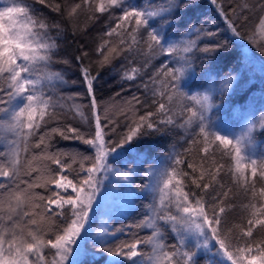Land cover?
<instances>
[{
    "label": "snow or ice",
    "instance_id": "obj_1",
    "mask_svg": "<svg viewBox=\"0 0 264 264\" xmlns=\"http://www.w3.org/2000/svg\"><path fill=\"white\" fill-rule=\"evenodd\" d=\"M211 2L216 4L217 0ZM54 7L61 11L59 4ZM82 7L93 15L122 12L106 33L120 38V48L105 41L97 49L104 62L109 61L110 54L128 53L136 59L146 47L148 59L141 67L125 70L122 79H142V69L154 57H163L167 62L141 84L146 99L132 98L133 104L144 108V114L140 115L139 109L121 113L127 120L122 133L117 134L116 121L107 117L102 120L93 91L95 78H88L86 68L82 75L90 95L89 132L86 135L70 125L63 129L50 127L51 122H58L57 112L63 107L54 99L56 88L65 81L61 73L50 70L57 45L49 35V25L30 15L29 0L19 4L12 0L11 6L0 9V264H73L70 257L83 251L81 241L89 235L92 214L103 198L102 190L107 191L105 181L111 183V178L116 177L121 191L130 196L141 191L134 177L140 174L138 168L146 163L147 156L136 152L135 144L146 136L177 126L188 129L193 124L198 128L199 140L193 139L183 153H170L164 164L143 169L148 183L142 191L151 193L154 199L151 214L135 227L151 229V235L107 247L125 228H105L95 243L105 245L101 250L115 258L109 264H200L203 258H207L205 264H224L218 257H226L230 264H264V187L256 190L257 178L264 181V158L258 161L242 155V145L251 142L255 124H249L235 139L215 131L208 113L215 107L210 93L216 89L191 96L184 91L185 77L194 73L190 54L197 43L183 39L181 34L171 39L166 32L165 25L171 27L168 17L174 10H190L195 4L190 0H167L161 6L148 2L137 7L127 0H99L98 5L82 0L69 15L74 16ZM217 9L236 37L241 36L238 28L248 20L245 11L258 10L259 28L264 33V0H246L232 7L235 20L229 17L223 3L217 4ZM191 34L214 35L195 26ZM197 50L210 54L217 48ZM228 87L226 83L224 89ZM183 100H190L191 106L182 104ZM73 109L83 118L78 105ZM178 120L182 122L178 124ZM112 135L117 138L113 140ZM55 136L80 141L91 155L53 151L51 141ZM198 144H202L200 159L186 163L192 146ZM217 151L233 160V178L244 192L260 198L258 208L255 204L246 206L252 209L251 218L238 235L235 233L239 226H228L227 216L234 206L228 202L231 189L223 190L219 181L224 166L216 161ZM129 153L134 159L126 163L125 170L109 163L110 157L126 159ZM185 164L189 171L183 169ZM37 188L49 194L43 195ZM165 228L174 233L176 244L165 243ZM143 246H150V251H144ZM46 249L51 250V255L45 254Z\"/></svg>",
    "mask_w": 264,
    "mask_h": 264
},
{
    "label": "rangeland",
    "instance_id": "obj_2",
    "mask_svg": "<svg viewBox=\"0 0 264 264\" xmlns=\"http://www.w3.org/2000/svg\"><path fill=\"white\" fill-rule=\"evenodd\" d=\"M178 1L179 0H177V2ZM230 1H234L235 6L242 5L246 2V0H221L223 4H227ZM16 2L19 4L22 2V0H16ZM91 2L95 5H98L99 0H91ZM127 2L137 7L143 6L145 4V2L136 3L135 0H127ZM11 3L12 0H0V9L6 6H11ZM29 3L32 9L30 15L36 18L33 15V9L36 7V4L30 1ZM166 3L167 0H160L152 5L161 6L165 5ZM176 11L177 10H174V13ZM245 14L248 16V20L242 27L245 29L247 28L246 30L243 29L245 31L246 43L243 45V47H264V33H262L259 28V11L253 10L251 13L245 11ZM92 15L93 14L87 8L82 7L77 11V14L71 17V21L76 27H80L84 25ZM120 15H122V12L118 11V16ZM171 17L172 16L168 17V20L171 21V27L165 25L166 32L169 37L171 39H176L177 34H181L183 39L195 40L197 43V48H194L193 52L190 54V58L192 60V69L194 70V73L188 77H185L184 91L187 92L189 96H191L194 94H204L205 92H208L210 88H215L216 91L210 93V95L212 96V102L215 107L211 112L208 113L209 120L212 122L215 131H218L221 134L230 135L233 139H235L236 136L246 131L249 124H255V130L252 133L251 142L242 145V155L257 159L258 161L261 158H264V139L261 138L259 134L262 130H264V127H261V125H264V90L257 96L255 101L249 102L245 107L241 109H238V107H236L230 113H227L225 111L227 101L219 100L216 97L217 94H221L222 91L225 94L239 92L254 81L264 79V62L254 60V62L251 64L249 60H247L249 58V55L247 54L245 55L247 59L243 58L242 60L238 61V63L233 66L230 69L229 73H227L226 75H220L209 67L198 68L195 65V58L197 56H210L218 51L216 43L218 40V34L220 32H225L234 41H236V37L227 26H221V31L219 32L213 31L211 29L208 30L214 34L213 36H197L191 34V29L193 28V26H195L197 29H205L203 25L199 23H192L186 24L183 28H177L174 25L175 21L172 20ZM14 19L19 20V17L14 15ZM231 19H236L233 13H231ZM115 23V19L107 23L105 25L106 32L109 31L110 27H114ZM49 35L55 40V43L57 45V48L53 50L54 55L59 49L56 39L61 36L60 28L56 26H49ZM204 47H216L217 50L210 54H205L197 50ZM147 59L148 54L146 51V47H144V54L141 55L138 53L136 59H133L128 55V53H123L119 55L118 58L112 63L108 73L104 76V78L116 76L118 79L123 81L124 79H122V76L125 70H130V68L133 66L141 67V65H143V63ZM129 60L132 61L131 64L128 63ZM166 62L167 61L163 57H154L148 61L147 68L142 69V79L138 78L134 82L127 81L132 87H138L141 89L142 101L146 99V93L144 88L141 87V84L147 81L148 77L152 75L158 68H160L162 63ZM50 70L61 73L65 81V83L57 85L56 96H54V99H57L58 103L63 106L62 109H58L57 120H70L73 123L78 124L86 129L88 133L91 126V111L88 101L89 99L86 94H77L76 92L72 91L73 88H84L82 84L71 82L70 76L73 74L74 70L61 65L54 59V57L53 64ZM226 83L229 84V87L227 89H224V85ZM147 95L150 96V93ZM181 103L187 106H191L192 104L190 100H183ZM73 105L79 106V111L83 113V118L79 115L78 112L73 109ZM141 108L144 109L143 107ZM150 110H154V108ZM180 122L182 121L178 120V124ZM170 129L176 134V138L173 140V142L165 146H163V144L158 140H146V137L142 138L139 143L135 144V151L138 153H145L147 156L146 163L138 168V172L140 173L138 175L140 180L139 189L141 190L139 191V194L144 198V210L141 221L146 219V217L151 214L150 206L153 204L154 199L151 193H145L142 191L143 186L148 183V178L143 174L144 167H147L148 165L164 164L165 157H167L170 153H172L173 151L177 153H183L185 149L189 148L193 139H200V137L196 135V133L198 132V128L195 126V124L190 126L188 129L180 128L179 126L175 127L174 129ZM116 138V135H112L113 140H115ZM201 147L202 144L193 145L192 151L200 152ZM0 150H3L2 145H0ZM216 153H219L222 160L225 162L226 173H229L231 176H233L231 171V169L234 167L233 160L228 156L222 155L219 151H217ZM133 159L134 157L131 155V153H129L127 154L126 159L124 157H121L113 160L110 157L109 163L112 164L113 167L119 168L121 171H123L125 170L126 163L132 161ZM244 162L247 163V160ZM128 166L135 167L136 165L128 163ZM256 181L257 183L259 182L256 185V190L259 191L262 181H260L259 178H257ZM105 185L107 191L102 190L103 198L101 204L99 207L95 208L94 213L92 214V223L89 227V235L85 236L84 240L81 241L83 251H76L74 253V257H70L73 264H109V262L114 259L110 256V254L101 250L102 247H105V245L97 244L95 243V240L103 236L105 228H107L109 231L113 230L114 224L109 219V216L117 209L119 204H127V200H129V194L121 191L119 184L116 183V177L111 178V183H109V181H105ZM141 230L146 231L148 236L151 235V229ZM162 230L165 233L166 244L174 245L177 243L175 235L170 231V229L165 228ZM90 242H93L94 244L93 246H91V248L93 249L88 252L86 250V244H89ZM106 246L108 247V245ZM143 250L146 252L150 251V246H143ZM213 251L215 250L213 249ZM45 254L51 255V250L46 249ZM206 259L207 258L201 259L200 264H205ZM218 259L224 261V264H230V262L227 261L226 257H218Z\"/></svg>",
    "mask_w": 264,
    "mask_h": 264
},
{
    "label": "trees",
    "instance_id": "obj_3",
    "mask_svg": "<svg viewBox=\"0 0 264 264\" xmlns=\"http://www.w3.org/2000/svg\"><path fill=\"white\" fill-rule=\"evenodd\" d=\"M36 4L33 9V15L37 19H41L46 22L49 26H56L61 30V36L56 39L59 46L58 51L53 55L54 59L63 66L73 69V74L70 76L71 82L79 83L83 85L81 88H73L72 91L77 94H86L90 105V95L87 91V81L82 75L83 69H88L90 76L89 79L93 80V91L96 97V102L102 113V120L107 117L111 120L116 121L119 127L116 129L117 134L124 131V124L127 123L126 118L121 115L122 112L132 110L135 112L139 109V114H144V109L139 105L132 103L133 97H141V89L138 87H132L127 81H122L116 76L104 78L108 73L112 63L118 58L119 55L110 54L109 61L104 62L103 57L98 53L97 49L104 45L105 41L109 42V45L117 49L120 48L119 38L117 36L108 37L106 35L105 25L118 16V11H111L110 13H96L92 15L84 25L76 27L71 21L69 14L71 8L76 4L80 3L81 0H45L44 4H40L39 0H29ZM160 0H135L136 3H157ZM183 2V0H179ZM191 3L195 4L192 9L180 8L171 17L175 21V27L183 28L186 24L199 23L203 25L206 30L221 31V26H227V22L217 9V4L222 3L221 0H217L214 4L211 0H190ZM61 6V11H55V5ZM224 9L228 12L231 18V8L235 6L234 1H230L227 4H223ZM246 15V14H245ZM228 27V26H227ZM245 28H238L241 32L240 37H236V41L232 40L231 37L225 32H220L217 37L216 46L218 51L210 56H197L195 58V65L198 68H212L216 73L220 75H226L230 69L235 66L238 61L246 58L245 55H249V62L252 64L254 60L264 62V47L247 46L244 48L245 43ZM223 45V47H219ZM107 47V46H106ZM248 51V53H247ZM264 90V79H259L246 86L239 92L229 94H217L219 100H226L225 111L227 113L232 112L236 107L241 109L245 107L249 102L255 101L257 96ZM128 102V103H126ZM58 122H51L50 127L66 128L70 125L73 128H78L82 133L87 135L86 129L78 124L73 123L67 119L57 120ZM260 137L264 139V130L260 133ZM176 138V134L171 130L167 129L162 133L152 134L146 136V140L160 141L163 146L173 142ZM35 142V140H33ZM52 150H60L67 153H82L84 155H91L87 151V146L83 145L80 141L72 139H62L59 136L53 137ZM202 154L200 152L191 151L190 155L186 157V163L195 159L199 160ZM216 161L224 166L223 171L220 173L219 181L224 186L223 190L231 189L229 193V203L234 207L233 210L228 213V226H239L236 229L235 234H239V230L244 228L247 224V220L251 218V211L246 204H256L259 207L260 198H252L251 192L247 194L244 192L240 184L236 183L233 176L226 173L225 162L222 160L219 153H215ZM55 166H53L54 168ZM185 171H189L186 164L182 166ZM69 179H75L73 176H69ZM135 185L139 189L140 180L139 176L134 177ZM185 183H188L185 181ZM259 183V182H258ZM256 181V185L258 184ZM261 183V182H260ZM54 187V186H53ZM193 191H197L193 186L189 185ZM261 187H264V181L261 183ZM189 188H185L188 191ZM220 190V189H218ZM37 192L48 195L42 188H37ZM258 192V191H257ZM144 210V198L138 194L136 196H130L127 200V204H119L117 209L112 212L109 219L112 221L113 230L115 228L124 227L125 231L117 235L115 243L120 241H127L136 236L147 237L146 231L137 229L135 225L141 222L142 214ZM130 233L133 234L130 236ZM255 235V233H254ZM260 237L257 236V239ZM93 242L86 244V250L91 251ZM114 258V257H113ZM115 259V258H114Z\"/></svg>",
    "mask_w": 264,
    "mask_h": 264
}]
</instances>
